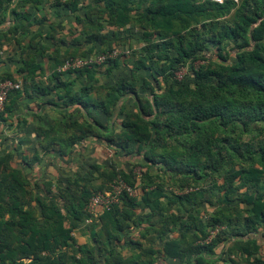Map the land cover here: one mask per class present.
Returning a JSON list of instances; mask_svg holds the SVG:
<instances>
[{"label":"trees","instance_id":"trees-1","mask_svg":"<svg viewBox=\"0 0 264 264\" xmlns=\"http://www.w3.org/2000/svg\"><path fill=\"white\" fill-rule=\"evenodd\" d=\"M46 1L74 17L75 48L15 38L21 8ZM7 14L22 87L0 121L28 98L77 116L35 127L30 155L0 150V264H264V0H0ZM114 49L127 53L57 71ZM114 181L136 196L89 214Z\"/></svg>","mask_w":264,"mask_h":264},{"label":"crops","instance_id":"crops-1","mask_svg":"<svg viewBox=\"0 0 264 264\" xmlns=\"http://www.w3.org/2000/svg\"><path fill=\"white\" fill-rule=\"evenodd\" d=\"M18 1V0H16ZM17 3V2H16ZM16 3L12 6L15 7ZM53 1H46L37 7H25L21 8V11L28 13L31 16V25L26 33H21L15 38L19 39L22 45H27L30 38L38 34V40L44 44H51V50L55 48V44L60 48L61 53L67 50L60 44V40L70 43L73 38L82 39L83 37L78 35H70L71 30H75L77 23L74 17L69 14V11L61 6H54ZM15 20L12 15H6L4 22L0 23V37L3 33H6L7 29L15 25ZM61 25L62 30H58L57 33L51 35L50 26ZM2 38V37H1ZM54 43V44H53ZM0 82L5 76H11L13 82H18L22 87V78L19 74L21 64L19 61V47L10 39L9 42H5V39H0ZM138 47V46H137ZM70 48H75L73 45ZM51 52H47L46 57L50 56ZM53 53L51 54V56ZM49 59V58H48ZM41 60L39 66L42 67L38 73L42 81L47 82L50 74V66L52 65L51 59ZM8 100V99H7ZM54 100V99H53ZM59 106L45 104L42 99L28 98L23 99L17 103L11 113H6L5 118L7 121H0V150L9 151L12 148L19 149L24 155H30L36 145V137L34 128L40 125L46 127L50 126L54 121H62V116H69L75 119L77 114L74 113L72 108L60 107V102L56 101ZM9 104V100L5 105ZM23 120L27 121L25 127L20 130L17 129V125ZM87 149L89 148L88 145Z\"/></svg>","mask_w":264,"mask_h":264},{"label":"built area","instance_id":"built-area-1","mask_svg":"<svg viewBox=\"0 0 264 264\" xmlns=\"http://www.w3.org/2000/svg\"><path fill=\"white\" fill-rule=\"evenodd\" d=\"M210 2H214L217 4H222L224 0H208ZM127 52L120 51L114 49L111 52L107 53H100L93 56H86L84 58H77V59H68L62 65L57 68L59 73H65L69 70H78L84 67H91L93 65H102L107 60H113L117 58L121 54H125ZM21 89V84L18 82H13L11 80H5L0 82V113L4 111L5 104L8 99V95L16 90ZM125 191L129 196H136L137 192L131 190L124 183L120 181H114L109 191H105L103 193H98L93 195L90 199L88 210L89 214L96 217L98 216L103 210L108 209L114 204H117L119 201V197L122 192Z\"/></svg>","mask_w":264,"mask_h":264},{"label":"rangeland","instance_id":"rangeland-1","mask_svg":"<svg viewBox=\"0 0 264 264\" xmlns=\"http://www.w3.org/2000/svg\"><path fill=\"white\" fill-rule=\"evenodd\" d=\"M134 46H137L135 41L133 42ZM233 56V54H232ZM178 77L181 79L183 78H187V71L186 69H182L179 73H178ZM211 211V210H210ZM210 215V212L208 215H205L204 216V219H208ZM72 236L75 238V240L77 241V243L79 245H85V244H88L89 242V232L87 231L86 229V226L85 227H82L81 229H78V230H74L72 231Z\"/></svg>","mask_w":264,"mask_h":264}]
</instances>
